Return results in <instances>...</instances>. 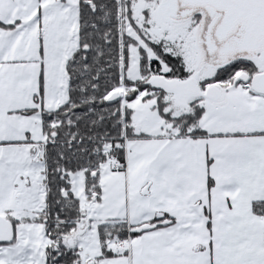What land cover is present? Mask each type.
<instances>
[{"label":"snow or ice","instance_id":"1","mask_svg":"<svg viewBox=\"0 0 264 264\" xmlns=\"http://www.w3.org/2000/svg\"><path fill=\"white\" fill-rule=\"evenodd\" d=\"M0 264H264V0H0Z\"/></svg>","mask_w":264,"mask_h":264}]
</instances>
